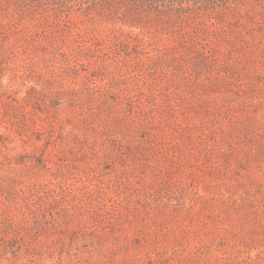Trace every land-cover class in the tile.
<instances>
[{
    "label": "rangeland",
    "instance_id": "rangeland-1",
    "mask_svg": "<svg viewBox=\"0 0 264 264\" xmlns=\"http://www.w3.org/2000/svg\"><path fill=\"white\" fill-rule=\"evenodd\" d=\"M0 264H264V0H0Z\"/></svg>",
    "mask_w": 264,
    "mask_h": 264
}]
</instances>
